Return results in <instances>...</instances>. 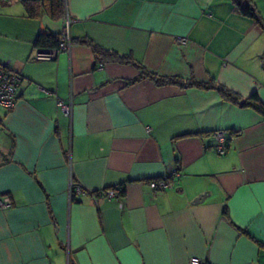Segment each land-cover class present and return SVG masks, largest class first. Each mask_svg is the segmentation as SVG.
I'll list each match as a JSON object with an SVG mask.
<instances>
[{"label": "crops", "instance_id": "0c3cea01", "mask_svg": "<svg viewBox=\"0 0 264 264\" xmlns=\"http://www.w3.org/2000/svg\"><path fill=\"white\" fill-rule=\"evenodd\" d=\"M250 2L264 22V0ZM66 3L53 19L0 0V62L22 77L15 104L0 109V196L12 199L0 207V264H264V114L214 88L128 83L137 65L97 61L78 40L264 103L260 23L235 0ZM66 14V47L37 58L36 35L62 34ZM218 129L230 134L224 153ZM164 175L170 186H150ZM118 183L120 196L96 193Z\"/></svg>", "mask_w": 264, "mask_h": 264}, {"label": "trees", "instance_id": "16d2710c", "mask_svg": "<svg viewBox=\"0 0 264 264\" xmlns=\"http://www.w3.org/2000/svg\"><path fill=\"white\" fill-rule=\"evenodd\" d=\"M235 1L238 5L239 10L243 14L254 18L258 23H260V25L264 30V22L259 16L258 11L256 10L254 4H252L250 0H235ZM21 2L25 8L26 14L30 17L38 16L40 7H44L48 15L53 19L61 18L67 12L66 0H21ZM61 40H62V34L54 33L50 30H42L38 32V34L36 35V38L34 40V45L38 49L59 48ZM78 40L89 45L92 48V50L96 55L97 61L103 62V61L115 60L119 62H131L137 65L140 68V73L134 78L129 79L128 83H132L136 80H140L143 78H148L153 80L156 84H160V85L176 84L183 88H187V87H197V88H205V89L214 88L219 92V94L223 99L229 100L237 104H241L243 106H252L264 114V103L262 102L256 91L252 92L247 97H242L238 92L234 91L232 88L226 86L225 84L216 81V79H214V77L212 76L208 77L207 79H200L193 74L188 78H184L179 74H166V75L158 74L155 71L144 66L141 62L134 60L130 54H121L116 50L103 47L102 45L98 44L97 42L93 41L91 38L87 36H82L78 38ZM263 54H261V56H263ZM227 135L229 140L230 134L227 133ZM163 177H165V175L155 179H160ZM76 185L73 186L72 189H74ZM110 187H114L117 190V194L119 196L124 193V189H125L124 183H118L115 185L106 186L100 190H97L96 193L106 195L105 191L107 188ZM72 191L75 192V190ZM0 197H4V196H0ZM11 204H12V199H11Z\"/></svg>", "mask_w": 264, "mask_h": 264}, {"label": "built area", "instance_id": "2783aa9c", "mask_svg": "<svg viewBox=\"0 0 264 264\" xmlns=\"http://www.w3.org/2000/svg\"><path fill=\"white\" fill-rule=\"evenodd\" d=\"M65 23H66V29L62 33V40L60 42L59 48H49V49H38L36 51V57L37 58H51L54 57L58 50L61 48L66 47V42L69 40V34L67 27L70 23V17L66 14L65 17ZM179 40L181 42H185V37H179ZM21 75L10 68L8 64L0 62V107H3L4 109H10L16 102L18 98V88L20 86L21 82ZM48 92V91H47ZM58 106L64 111V113L70 112V103H66L63 99H59L57 101ZM214 136L216 139V144L214 146V149L218 153H224L226 151V145L228 142V135L227 131L223 129H218L214 132ZM170 179L168 176H165L160 179H154L150 181V186L154 189H165L166 187L170 186ZM75 186L73 183L71 185V188ZM72 190L78 191V192H86L82 186L79 184L76 185V187ZM106 196L108 197H115L119 196L117 194V190L114 187L107 188ZM11 204V199L8 196L0 197V207L6 208ZM120 206H123V203L120 202ZM189 264H210L206 260L198 257V256H191L189 259Z\"/></svg>", "mask_w": 264, "mask_h": 264}, {"label": "water", "instance_id": "95a60500", "mask_svg": "<svg viewBox=\"0 0 264 264\" xmlns=\"http://www.w3.org/2000/svg\"><path fill=\"white\" fill-rule=\"evenodd\" d=\"M205 195H206V193L199 194L198 196H196L194 198V201L198 202V201L202 200Z\"/></svg>", "mask_w": 264, "mask_h": 264}, {"label": "rangeland", "instance_id": "374dc122", "mask_svg": "<svg viewBox=\"0 0 264 264\" xmlns=\"http://www.w3.org/2000/svg\"><path fill=\"white\" fill-rule=\"evenodd\" d=\"M5 39L7 40V37H5V35H1V31H0V46L4 43ZM0 109H2V107H0Z\"/></svg>", "mask_w": 264, "mask_h": 264}]
</instances>
